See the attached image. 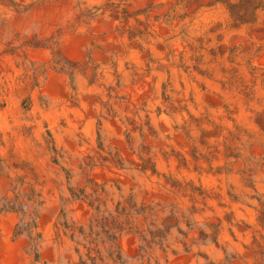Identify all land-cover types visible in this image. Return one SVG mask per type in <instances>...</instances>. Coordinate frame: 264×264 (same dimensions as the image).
<instances>
[{"label": "rangeland", "instance_id": "1", "mask_svg": "<svg viewBox=\"0 0 264 264\" xmlns=\"http://www.w3.org/2000/svg\"><path fill=\"white\" fill-rule=\"evenodd\" d=\"M199 1L166 0V3L159 1L156 5L150 2L142 15L140 12L131 14V5L129 8L125 5L119 13L116 4L115 7L109 6L111 13L107 17L100 16L96 21L89 12H77L69 16L65 24L39 25L23 34L14 32L4 39V46L0 48V111L6 115L10 127L3 129L0 126V264H57L55 246L65 239L75 246V256H71L66 264H71L70 260H75L76 264H180L182 261V264L193 261L199 264L193 260L198 257L204 264H264V192L259 195L254 191L258 206L253 228L247 220L237 226L241 230L252 228V240L244 242L241 251H227L224 258L214 260L199 246L209 241L222 246L219 232L224 221L233 219L231 211L213 213L201 224L175 206L149 198L148 192L140 190L143 196L139 199L132 188L123 192L120 179L98 176V172L104 173L105 169L112 168L115 173L119 174L121 169L124 175L133 178L126 173L132 165L141 172H154V154L147 143L149 136L141 133L139 145L134 146L127 124L122 139L117 136L106 139L99 133V128L93 145L82 132L77 140L65 136V143H60L46 120L42 121V133H35L36 121L40 118V113L33 111L36 104L48 110L53 100L60 99L58 102L67 107L68 118L72 120L77 117L73 111L75 108H81L83 119L99 108L98 127H101L103 120L120 116L118 112L128 103L129 95L123 90L125 86L121 81L106 84L99 79L100 62L109 53L108 41L104 39L110 36L109 29H98L103 19L105 27L114 17L119 22L117 29L132 40L148 29L152 30L149 19L152 10L159 11L173 4L180 8V3L188 6ZM215 2L224 6L226 25L234 33L228 42L225 41L218 21L212 29L214 37H200L193 42L192 50L196 53L193 67L203 66L206 69H198L201 73L214 75L206 65L216 63L227 54L229 63L221 64L220 69L226 88L239 91L248 104L253 97V76H258L264 86V0ZM15 6L18 12L25 10L20 5ZM169 15L167 13L164 17ZM165 24L169 26L168 22ZM87 25L89 29H85ZM255 37L261 40L257 47L253 41ZM237 39L248 45L233 48L232 43ZM165 45L170 48L168 42ZM238 51L246 53L244 60L249 68L248 75H243L238 68ZM77 75L86 78L90 86L81 96L74 84ZM144 77L143 74L136 76L132 83ZM164 98L166 101L170 99L165 93ZM259 108L251 110L250 119L257 128L254 134H249L245 154L237 146L239 128L226 132L222 124L216 123L201 130L200 142L205 150H209V155L203 157L196 147L189 151L181 145L172 148L170 153L178 158L180 167H189L191 162L194 169L200 168V158L210 160L219 153L224 164H217L216 172L235 169L241 180L252 188L254 175L264 173L262 102ZM62 123L66 120L62 119ZM202 123L203 120L197 121L199 125ZM212 137L216 139L213 146L207 144V139ZM24 140L27 143H23ZM67 143L70 146L85 145L88 151L72 153L65 148ZM162 179L168 190H178L180 196L193 200L191 213L206 206V199L213 193L199 183L179 182L175 176L163 175ZM110 181L117 182V198L106 188ZM227 193L230 198L235 197L232 191ZM78 210L80 213L74 217L71 211ZM48 224L54 234L51 243L44 237Z\"/></svg>", "mask_w": 264, "mask_h": 264}, {"label": "bare ground", "instance_id": "2", "mask_svg": "<svg viewBox=\"0 0 264 264\" xmlns=\"http://www.w3.org/2000/svg\"><path fill=\"white\" fill-rule=\"evenodd\" d=\"M109 1L110 3H108ZM159 1L166 3V0H0V48L4 46V39L14 32L23 34V32L30 31L39 25L57 22L65 24L67 18L77 12H89L95 17L93 21H96L98 17H107L111 13L109 6L115 7L118 4L119 13L125 5L128 8L131 5V14L140 12L142 15L147 4L152 2L156 5ZM15 4L20 5L25 10L18 12ZM174 10L177 13H174ZM167 13L170 14L168 18L164 17ZM115 15L119 16L118 13ZM156 17L157 21H154ZM226 18L224 6L215 0H201L188 6L180 3V8L176 4L164 6L159 11L152 10L149 13L152 30L155 31L148 29L146 33L136 36L132 40L128 38L126 33L117 29L119 22L115 21L114 17L107 22L105 27V19H103L98 29L99 31L104 28L109 29L108 34L110 33V36L104 37L108 41L109 53L104 55L100 62L99 79L106 84L119 80L125 86L123 90L129 95V101L118 112L120 116L112 120H103L102 126L98 127V114L101 115V109L98 108L93 114L90 113L87 118L83 119L84 117L80 112L81 108H75L73 111H75L77 119L72 120L68 118L67 107L62 103L60 104L58 102L60 99L56 98L48 110L38 104L33 109L35 113H40V118L36 121L35 133L37 135L42 133V121L46 120L60 143H65V136L77 140L78 134L82 132L89 143L93 145L96 142L99 128V133L106 139L114 136L122 139L127 124L128 128L127 126L126 128L129 129L134 146L139 145L142 134L149 136L147 143L151 146L154 154V172L152 170L141 172L132 165L128 167L126 173L133 178L124 175L121 169L118 170L119 174L117 171L115 173L112 168L105 169L104 173L98 172V176L120 179L123 192L125 193L132 188L139 199L143 196L139 193L140 190L148 192L149 198L163 200L166 205L175 206L185 215L192 216V218L189 217L191 220L194 219L201 224L213 213L223 214L226 211H231L233 219L231 222L224 221L219 232L222 246H217L210 241L199 246L214 260L224 258L227 251H241L244 242L252 240L253 222L256 221L258 206L254 191L256 190L259 195L264 192V173L257 172L254 175L255 184L251 188L241 180V176L235 169L230 172L226 170L216 172L217 164H224V158L219 153H215L216 157H212L210 160L200 158L198 163L200 168L194 169L191 162H189V167H180L178 158L176 159V156L170 152L172 148L181 145L189 151L196 147L198 152L203 154V157L209 155V150H205L204 145L200 142L201 130L216 123L222 124L226 132L235 127L239 128L237 146L245 154L249 144V134H254L256 131L257 127L254 126L256 123L253 124L250 117L251 110H259L260 103L264 104V86L261 84L260 78L253 76V97L246 104L239 91H230L226 88L224 74L220 69L221 64L229 63L227 54L218 59L216 63L208 62L206 65L210 72L215 73L214 75L209 76L201 73L198 69L204 68L203 66L198 69L193 67L196 57V53L192 50L194 48L193 42L200 37H204V39L214 37L212 29L217 26L215 24L218 21H220V30L224 40L229 41L234 30L230 26L227 27L226 22L228 20ZM165 22H168L169 26ZM92 27H95V24ZM89 28V25L85 27V29ZM116 29L117 31H115ZM113 32L116 33L113 34ZM77 39L80 37L77 36ZM253 41H255L256 47L261 42L256 37ZM167 42L170 44L169 49L165 45ZM239 45L246 46L248 43L242 39H237L232 43L233 48ZM245 54V51H238L236 63H238L241 73L248 75L249 68L244 60ZM142 74L145 77L133 84L132 79ZM100 81L99 83H101ZM74 84L80 96L90 87L87 79L80 75L75 77ZM96 85L90 89L95 88ZM164 93L170 97L168 101L165 100ZM62 119H65L66 123L63 124ZM198 120H203V123L197 124ZM20 122L18 120L19 124ZM0 126L3 129L10 127L6 115L1 111ZM222 135L226 137L225 132ZM215 140V138H209L207 144L213 146ZM24 142L27 143L26 140ZM73 145L70 146L67 143L65 148L72 153L79 154L88 151L85 145ZM163 175L175 176L179 182L181 180L183 183H199L203 188L213 193L211 197L206 199V206L199 207L198 211L191 213L190 209L194 205L193 200L180 196L178 190H168L164 187ZM116 184V181H110L106 184L108 192L113 194L115 198L118 197ZM228 191H232L235 197L230 198ZM216 192H218V196H215ZM52 193H55V190L52 189ZM79 213V210L78 212L71 211L74 217ZM243 220L249 221L252 228L243 230L238 228V224ZM53 236L52 226L50 227L48 224V227H45L44 237L51 243ZM55 249L54 258L58 262L57 264H66L71 256H75V246L68 239L57 244ZM193 260H197L199 264H204L201 257ZM70 261L71 264L77 263L75 260ZM193 262L190 264H196Z\"/></svg>", "mask_w": 264, "mask_h": 264}]
</instances>
